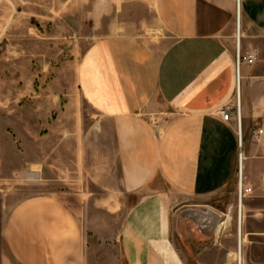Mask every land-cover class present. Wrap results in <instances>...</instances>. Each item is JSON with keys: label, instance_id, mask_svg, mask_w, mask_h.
Wrapping results in <instances>:
<instances>
[{"label": "crops", "instance_id": "0c3cea01", "mask_svg": "<svg viewBox=\"0 0 264 264\" xmlns=\"http://www.w3.org/2000/svg\"><path fill=\"white\" fill-rule=\"evenodd\" d=\"M84 9L94 42L72 64V89L47 95L41 121L31 89H18L32 99L13 108L14 140L29 153L17 175L66 187L12 211L0 264H189L175 238L179 205L233 201L240 180L264 195V0H91ZM12 12L0 0V49L18 30ZM148 31L161 35L148 41ZM238 50L256 56L241 69L242 149L235 117L218 114L237 101Z\"/></svg>", "mask_w": 264, "mask_h": 264}, {"label": "rangeland", "instance_id": "374dc122", "mask_svg": "<svg viewBox=\"0 0 264 264\" xmlns=\"http://www.w3.org/2000/svg\"><path fill=\"white\" fill-rule=\"evenodd\" d=\"M5 4L11 12L19 13L15 12L18 30L3 34L0 49L4 56L0 61V242L5 223L18 205L56 191L55 195H62L59 191L66 187L61 181L53 186L44 176L17 175L16 170L26 165L29 153L14 140L13 108L32 99H19L18 89H31L32 96L35 91L37 121L43 120L41 114L51 105L47 95L72 89V64L94 42L90 23L85 22V30L78 16V10H89L91 0H5ZM142 35L154 42L161 34L148 31ZM13 58H20L23 63L18 66ZM60 109L58 106L56 112ZM58 115L55 113V120ZM21 132L22 141L27 142L28 129L22 128ZM44 135V129H38V157L44 155L45 144L39 141ZM17 154H21L20 163ZM33 170L40 174L41 167ZM234 198L232 201L231 196L225 195L212 202L191 199L179 205L173 218L175 238L188 255L189 264H240L239 189ZM194 203L202 205L197 213L192 212ZM242 238V264H264V195L253 193L243 200Z\"/></svg>", "mask_w": 264, "mask_h": 264}, {"label": "built area", "instance_id": "2783aa9c", "mask_svg": "<svg viewBox=\"0 0 264 264\" xmlns=\"http://www.w3.org/2000/svg\"><path fill=\"white\" fill-rule=\"evenodd\" d=\"M256 62V56L251 54L246 57L241 55V52H237L236 57V68H237V78H238V96L235 105H227L221 108L218 114L222 117V119L229 123L233 117L236 120L237 126V135H238V142L239 147L242 149V139H243V126H242V118H241V108H240V83H241V69L243 66H253ZM257 137L263 134L262 130H259L255 133ZM241 157V155H240ZM252 193V188L243 186L241 180L239 183V197L240 201L243 197L250 195Z\"/></svg>", "mask_w": 264, "mask_h": 264}, {"label": "bare ground", "instance_id": "6f19581e", "mask_svg": "<svg viewBox=\"0 0 264 264\" xmlns=\"http://www.w3.org/2000/svg\"><path fill=\"white\" fill-rule=\"evenodd\" d=\"M240 2H238V5ZM240 41V39H238ZM238 46H240V43L238 42ZM240 51V50H238ZM243 199V198H242ZM242 201V200H241ZM239 212H240V217L238 221V238H239V243H238V253H237V259L240 264H242V246H243V238H242V221H243V205L240 203L239 199ZM241 222V225H240Z\"/></svg>", "mask_w": 264, "mask_h": 264}, {"label": "water", "instance_id": "95a60500", "mask_svg": "<svg viewBox=\"0 0 264 264\" xmlns=\"http://www.w3.org/2000/svg\"><path fill=\"white\" fill-rule=\"evenodd\" d=\"M240 225H241V222H240Z\"/></svg>", "mask_w": 264, "mask_h": 264}]
</instances>
